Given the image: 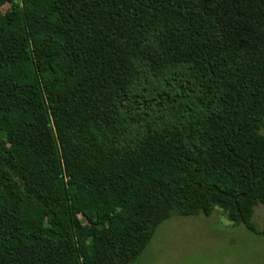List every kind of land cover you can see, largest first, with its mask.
I'll return each mask as SVG.
<instances>
[{
    "label": "trees",
    "instance_id": "1",
    "mask_svg": "<svg viewBox=\"0 0 264 264\" xmlns=\"http://www.w3.org/2000/svg\"><path fill=\"white\" fill-rule=\"evenodd\" d=\"M263 130L264 0H0V264H133L218 208L259 234Z\"/></svg>",
    "mask_w": 264,
    "mask_h": 264
},
{
    "label": "rangeland",
    "instance_id": "2",
    "mask_svg": "<svg viewBox=\"0 0 264 264\" xmlns=\"http://www.w3.org/2000/svg\"><path fill=\"white\" fill-rule=\"evenodd\" d=\"M253 221L259 234L232 225L219 208L209 218H172L133 264H264V205Z\"/></svg>",
    "mask_w": 264,
    "mask_h": 264
}]
</instances>
